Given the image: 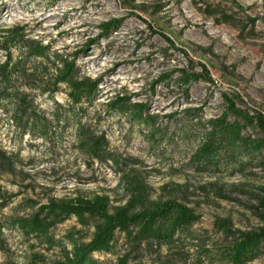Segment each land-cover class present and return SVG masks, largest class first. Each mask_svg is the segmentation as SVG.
Segmentation results:
<instances>
[{"label": "rangeland", "instance_id": "374dc122", "mask_svg": "<svg viewBox=\"0 0 264 264\" xmlns=\"http://www.w3.org/2000/svg\"><path fill=\"white\" fill-rule=\"evenodd\" d=\"M14 29L74 59L79 75L97 82L93 101L72 108L65 86L53 96L34 91L51 119L45 139L22 136L0 107V146L22 159H0V190L13 196L0 208V224L18 264L36 245L11 227L12 218L36 209L26 208L28 199L94 195H107L111 211L125 207L132 214L170 200L183 205L197 219L159 252L176 264H231L240 232L264 228V147L227 141L211 163L196 155L205 137L199 121L219 117L226 98L245 115L264 116V0H0V65L7 58L4 38ZM10 52L13 61L22 58L19 48ZM189 59L208 78L192 81L186 91L179 69L192 68ZM124 97L127 104L117 101ZM136 105H146L143 114H157L156 122L141 120ZM81 128L104 133L120 165L82 154ZM242 135L264 139V129L253 121ZM221 223L236 233L227 234ZM72 229L85 241L93 232L75 217L51 231L71 249L65 235ZM127 249L120 235L116 253ZM45 252L61 254L58 247ZM139 255L130 264H155L144 247ZM93 257L117 264L115 253ZM7 260L0 250V264ZM246 264H264V241Z\"/></svg>", "mask_w": 264, "mask_h": 264}, {"label": "trees", "instance_id": "16d2710c", "mask_svg": "<svg viewBox=\"0 0 264 264\" xmlns=\"http://www.w3.org/2000/svg\"><path fill=\"white\" fill-rule=\"evenodd\" d=\"M8 32L12 34L3 41L8 50L7 58L0 65V107L4 112H10L12 121L22 136L29 133L35 138L45 139L48 137L51 119L39 108L34 91L53 96L60 91L61 86H65L72 108L83 101H93L97 82L89 77L80 76L76 61L52 50L50 45H45L41 40L31 39L17 29ZM164 37L172 47H175L173 41ZM15 47L22 52V58L17 61H13L10 52ZM51 58L53 61L49 63ZM189 61L192 68L179 69L181 72L179 83L186 87V91L192 81L208 78L193 68L192 59ZM200 67L207 69L202 63ZM50 70L53 71L50 73ZM117 101L126 104L129 102L125 97L117 98ZM225 102L228 103V107L219 117L209 119L205 123L199 121L205 137L196 150V155L209 159L211 163H214L212 158L220 154L221 147L227 141L242 145L254 143L258 148L264 147V139L254 140L251 135H242L245 124L253 121L264 129V116L245 115L236 108L235 101L226 98ZM5 104H11L12 109L9 111ZM136 106L140 107L137 113L141 120L156 122L157 114H143V111H147L146 105ZM231 115L242 117L244 123L242 124L239 119L231 121L229 118ZM54 119L59 120L58 117ZM77 148L89 159H96L101 163L111 161L120 165V159L115 155L104 133L96 134L81 128L78 132ZM0 159L13 164L22 163L19 153L9 154L1 146ZM12 198L11 194L0 190V208L6 207ZM26 208L36 209L31 214L16 216L11 220V227L18 229L27 241L36 240V245H33L30 252L25 254L24 258L21 257L23 264H105L93 257L97 252L115 253L117 264H130L133 255L140 257L143 247L147 252L154 253L153 263L176 264L162 255L159 248L163 244L168 245L173 233L179 228L186 227L197 219L190 210L172 200L135 214L125 207L111 211L110 198L107 195L77 196L69 200L53 197L46 203L28 199ZM71 217H75L83 227H92L93 232L91 238L85 241L84 237L78 234L80 230H69L65 235V240L71 245L69 249L61 240L56 239L51 230ZM220 226L227 234L236 233L226 223H221ZM2 228L0 224V250L8 258L6 264H18L13 258L14 253L4 237ZM120 235L128 245L124 254L116 253ZM263 241L264 228L260 232H240L231 245V264H246L252 256L260 252ZM37 246L40 249H36ZM55 247L59 248L61 254L50 258L45 251ZM140 264H145L142 259Z\"/></svg>", "mask_w": 264, "mask_h": 264}]
</instances>
